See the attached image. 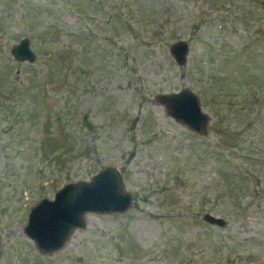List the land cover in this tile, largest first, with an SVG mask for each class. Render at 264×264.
Returning a JSON list of instances; mask_svg holds the SVG:
<instances>
[{
	"label": "rangeland",
	"instance_id": "1",
	"mask_svg": "<svg viewBox=\"0 0 264 264\" xmlns=\"http://www.w3.org/2000/svg\"><path fill=\"white\" fill-rule=\"evenodd\" d=\"M182 86L204 135L156 100ZM107 165L128 208L38 252L31 205ZM0 264H264V0H0Z\"/></svg>",
	"mask_w": 264,
	"mask_h": 264
},
{
	"label": "water",
	"instance_id": "2",
	"mask_svg": "<svg viewBox=\"0 0 264 264\" xmlns=\"http://www.w3.org/2000/svg\"><path fill=\"white\" fill-rule=\"evenodd\" d=\"M188 43L183 39L173 41L168 48L177 65L184 64ZM17 61L31 62L35 58L27 37H22L10 48ZM156 100L167 115L196 134H206L209 115L200 106L198 96L187 86L169 93H157ZM130 203V194L124 189L119 169L104 166L89 180L67 182L54 191L52 198L42 197L34 202L27 214L23 232L44 254L60 248L71 230L83 227L85 212H121ZM210 224L223 225L220 216L201 214Z\"/></svg>",
	"mask_w": 264,
	"mask_h": 264
},
{
	"label": "trees",
	"instance_id": "3",
	"mask_svg": "<svg viewBox=\"0 0 264 264\" xmlns=\"http://www.w3.org/2000/svg\"><path fill=\"white\" fill-rule=\"evenodd\" d=\"M226 95H228V94H226ZM249 96V100L251 99V102L250 103H248L247 105H252L253 103H254V101H256L257 100V97H258V94L257 93H253V94H250V95H248ZM247 95L245 96V97H248ZM216 98H218V97H214V99H216ZM221 98V97H220ZM220 98H218V100L220 99ZM235 98L237 99L238 97H237V94H235V92H234V94H232V92L230 93V95H228V101H230L231 99L232 100H234L235 101V103H237V100H235ZM226 99V98H225ZM226 103H228V102H225V104ZM219 104L222 106L223 104H224V102L222 101V103H220V101H219ZM230 105H232V102H230ZM226 106V105H225Z\"/></svg>",
	"mask_w": 264,
	"mask_h": 264
}]
</instances>
